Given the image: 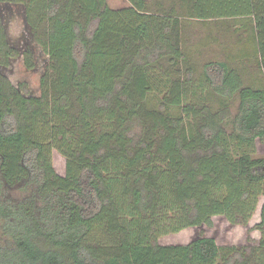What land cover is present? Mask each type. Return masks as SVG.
<instances>
[{
    "label": "trees",
    "instance_id": "1",
    "mask_svg": "<svg viewBox=\"0 0 264 264\" xmlns=\"http://www.w3.org/2000/svg\"><path fill=\"white\" fill-rule=\"evenodd\" d=\"M128 1L0 0L47 56L38 95L0 73V264H264V0ZM184 18L241 19L248 69L197 72ZM19 55L34 67L0 18V66ZM260 198L253 244L158 242L219 215L245 226Z\"/></svg>",
    "mask_w": 264,
    "mask_h": 264
},
{
    "label": "rangeland",
    "instance_id": "2",
    "mask_svg": "<svg viewBox=\"0 0 264 264\" xmlns=\"http://www.w3.org/2000/svg\"><path fill=\"white\" fill-rule=\"evenodd\" d=\"M106 1L112 8L130 5L128 0ZM154 2L155 4L162 3L163 7H168L172 2H175L177 7L180 4L179 0H149L150 5ZM24 16V9L21 4L0 3V18L6 31L8 43L20 52L25 49L30 50L34 67H25L22 55H19L10 61L8 67L0 66V73L5 75L14 86L25 83L31 95H38L39 77L46 65L47 56L34 41ZM186 19L184 18V21H187L184 24L186 26L188 52L197 72L201 71L204 62L212 59L224 60L227 56L232 60L230 62L234 66L244 65L246 68L249 66L255 44L250 38L249 26L245 28L239 26L243 22L241 19L212 18L207 21L196 18ZM151 100L154 101V98ZM237 104L238 98L236 96L231 103L232 115L237 111ZM254 155L264 156V142L256 141ZM52 164L57 173L64 174L65 159L55 150L52 152ZM261 203L262 198L259 199L256 211L245 226L231 224L224 216L219 215L212 218L213 224L210 227L203 225L163 234L158 237V242L161 244L188 243L198 232L202 231L205 236L214 237L219 245L253 244L260 238L259 231L253 226L259 220Z\"/></svg>",
    "mask_w": 264,
    "mask_h": 264
}]
</instances>
